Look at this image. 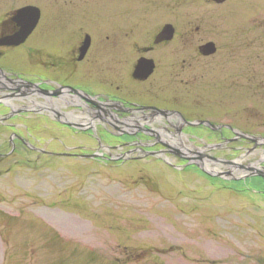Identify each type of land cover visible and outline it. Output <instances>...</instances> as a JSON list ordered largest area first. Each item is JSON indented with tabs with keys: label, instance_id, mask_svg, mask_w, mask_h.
<instances>
[{
	"label": "rangeland",
	"instance_id": "374dc122",
	"mask_svg": "<svg viewBox=\"0 0 264 264\" xmlns=\"http://www.w3.org/2000/svg\"><path fill=\"white\" fill-rule=\"evenodd\" d=\"M23 6L42 11L27 43L14 49H27L30 78L43 63L62 78L80 70L75 57L89 36L93 77L85 82L95 92L113 93L121 83L129 101L264 140V0H0V35ZM167 25L174 38L156 45ZM210 42L216 52L203 56L199 48ZM141 56L157 65L149 84L132 77ZM27 123L30 141L47 151L98 148L94 138L51 122ZM190 130L183 131L187 146L219 144L217 134ZM9 139L0 131L2 152ZM236 142L204 155L263 170L264 142ZM181 168L26 151L0 159V264H264V196Z\"/></svg>",
	"mask_w": 264,
	"mask_h": 264
},
{
	"label": "flooded vegetation",
	"instance_id": "af4514ba",
	"mask_svg": "<svg viewBox=\"0 0 264 264\" xmlns=\"http://www.w3.org/2000/svg\"><path fill=\"white\" fill-rule=\"evenodd\" d=\"M25 7L27 6L16 10L14 15L9 18L6 25H11V30L3 32L0 35V40L19 31L13 19L17 11ZM40 13L42 17L41 10ZM159 35L154 40L156 45L167 41L163 38L159 39ZM91 45L92 40L82 59H80L82 47H79L75 61L83 63V67L81 65L80 70L76 67L77 70L66 78H62L63 74L60 70L59 72L46 70L44 63L41 68L39 66L38 74L34 75V78H30L24 70L25 60L29 56L27 49H21L19 54L14 55V49L22 46H0V131H6L10 135L9 150L7 152L0 150V159L19 151L34 152L50 158H79L84 155L74 154L76 150H85L84 147L66 148L67 153H54L32 143L30 138L34 135L31 134L32 131L30 132L27 122L37 120L41 125H46L48 122L55 124L54 130L72 134L82 133L94 138L98 148L92 150L93 153L90 155L101 154L104 159L97 160L105 163H143L157 160L172 169L195 168L202 172L197 165L190 163L185 158L196 160L207 158L208 160L203 159L201 162L194 163L199 165L204 163L211 172L212 170L221 174L231 172L232 168L229 165L236 164L237 161H221L215 157L204 155V152L210 154L212 151H222L229 147V144L237 143L238 139L252 142L246 138L250 136L236 131L229 125H214L206 121L201 122L207 123V126L203 124L190 126L189 124L201 122L190 123L177 110L161 104L129 101L124 98L125 86L121 83L114 87L115 89L109 88L115 91L113 93L105 90L100 93L95 92L92 90V84L85 82L88 78L92 79L93 77L92 64L94 63L89 59ZM152 51V47L144 49L146 55ZM142 59L153 61L155 66L153 73L145 80L134 77L135 69ZM156 69L157 65L153 58L141 56L136 62L132 77L136 82H148L149 84L150 79L156 74ZM121 76L119 74L118 80L122 78ZM79 79L84 80L85 83L79 84ZM14 121L19 122L13 123ZM185 128L191 129L190 131L198 128L217 134L220 138L219 144L208 145L203 141V147L200 149L192 145L187 146L185 143V141L188 142L187 134L183 132ZM44 130L47 128L45 127ZM228 134H232L235 138L226 139L224 136ZM24 137H28V139ZM174 158H177V161L183 165L173 164ZM214 160H218L219 163H214ZM223 165L227 167V171H222ZM254 165L249 164L248 166ZM237 174L223 177H211L207 174L206 176L211 180L231 182L228 189L232 192L239 191L240 189L237 187L239 186L241 189L244 187L248 193L256 192L258 196H264L263 177L254 176L243 179Z\"/></svg>",
	"mask_w": 264,
	"mask_h": 264
},
{
	"label": "water",
	"instance_id": "95a60500",
	"mask_svg": "<svg viewBox=\"0 0 264 264\" xmlns=\"http://www.w3.org/2000/svg\"><path fill=\"white\" fill-rule=\"evenodd\" d=\"M215 4L221 5L226 3L228 0H209ZM41 13L40 10L37 7L33 6H27L23 9H20L17 11L13 21L19 28V31L15 33L12 36L6 37L2 40H0V46L2 47H19L25 43V41L32 35V33L35 31L37 28L39 21H40ZM175 34V29L172 25H167L164 27L162 30L161 34L159 35V39L163 38L164 40L171 41L174 38ZM91 44V38L89 36L86 37L84 44L82 48L80 49L81 57L80 59L83 58V56L87 53L89 47ZM200 53L203 56H210L215 54L216 52V46L214 43H207L199 48ZM155 66L153 61H149L146 59H142L139 61L135 72H134V77L137 79L145 80L147 79L154 71ZM198 124H203V125H208L207 123L201 122V123H194V124H189L190 126H197ZM248 140L254 142V143H260L261 141L264 142V140H258L256 138L252 137H246ZM199 155V154H198ZM201 157V155H199ZM99 156L98 155H84V156H79V158L82 159H97ZM187 161L190 163L197 165L199 169L204 172L205 174L211 176V177H223V176H231V174L238 173L237 175L239 177H242L243 179L249 178V177H254V176H260L264 178V169H256L254 166H240L235 163L230 164L229 166L232 168V171L227 173V174H221L218 172H215L212 170L209 171L210 169L207 168V166L202 164H197L194 162H201L203 159L207 158H199L198 160L192 159V158H185ZM208 160V159H207ZM214 163H219L218 160H214ZM239 171H241L239 173Z\"/></svg>",
	"mask_w": 264,
	"mask_h": 264
},
{
	"label": "bare ground",
	"instance_id": "6f19581e",
	"mask_svg": "<svg viewBox=\"0 0 264 264\" xmlns=\"http://www.w3.org/2000/svg\"><path fill=\"white\" fill-rule=\"evenodd\" d=\"M39 22H40V21H39ZM30 37H31V36H30ZM27 40H28V39H27ZM27 40H26V41H27ZM26 41H25V42H26ZM24 44H25V43H24Z\"/></svg>",
	"mask_w": 264,
	"mask_h": 264
}]
</instances>
